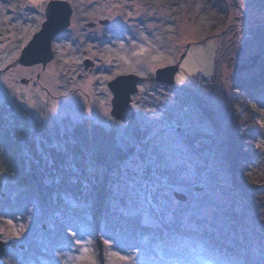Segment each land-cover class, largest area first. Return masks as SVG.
I'll list each match as a JSON object with an SVG mask.
<instances>
[{"label":"rangeland","instance_id":"1","mask_svg":"<svg viewBox=\"0 0 264 264\" xmlns=\"http://www.w3.org/2000/svg\"><path fill=\"white\" fill-rule=\"evenodd\" d=\"M48 1L24 0L20 4L18 0H0V110L12 124L17 122V117L19 122L23 121V116L33 122L26 133L20 129L18 139L27 144L31 142L28 137H34L41 153L61 146L72 172L80 163L86 170L84 177L95 182L97 177L103 178L102 167L88 159L76 163L66 144L73 140L75 130L86 124L95 131H112L121 154L126 155L115 164V172L108 173L115 195L114 209L139 215L150 225L157 224L154 214L167 220L182 217L184 222L196 214L206 218L205 224L217 234H229L222 209L240 211L244 208L245 217L240 222L250 229L251 219L242 196L239 199L243 201L239 200L234 208L228 195L210 191L212 203L192 192L185 182L179 185L177 182L182 178L197 181L196 191L201 192L208 189V175L213 169L225 186L233 181L246 184L257 172L258 165L242 159V169L233 173L222 161V155L226 150L223 143L237 139L249 127L245 115L249 102L244 92L238 100L234 98L235 77L248 78L259 70L256 65L238 73L237 67L258 53L256 44L264 45V0H225L226 16L218 12L214 0L209 3L207 0H64L69 2L73 13L70 26L52 41V60L45 67L15 65L21 49L41 28ZM104 20L108 23L99 24ZM88 23L95 26L85 27ZM184 54L173 86L154 80L158 68L177 63ZM85 59L93 62L92 68H84ZM129 73L141 78L138 92L131 99L136 116L122 123L110 116L112 95L107 83ZM23 79L27 83H22ZM256 91L254 99L249 101L263 119L259 115L254 117L257 129L253 149L262 153L264 88L257 87ZM38 125H42V129ZM43 128L51 136L60 135V139L48 140ZM199 134L210 138L209 142L201 144L206 147L202 153L198 151L200 145L194 148L189 144ZM242 145L238 144L242 149H233L241 154L251 148L246 140ZM131 148L134 152L128 153ZM204 164L208 165L207 171H199ZM146 165L174 171L179 176L175 181L177 185L173 186L167 179L154 182L160 184L154 187L157 203L147 195L148 182L143 180L142 173ZM260 171H264V166ZM2 185L0 183V195L5 196L9 191ZM174 193L183 194L186 200H177ZM119 198L124 199L128 207H123ZM64 199L69 205L76 204L70 197ZM258 222L264 226V217ZM16 228L14 225L4 229L0 239L16 240L19 233ZM251 231V235H247L250 240L245 244L260 258V240ZM94 238L100 258L104 259L97 232ZM171 238V244L163 245L176 246L177 242L195 264H205L199 257L204 250L198 244L176 236ZM86 242L56 254L55 260L62 264H95L90 254L91 245ZM253 243L256 244L252 246ZM141 254L139 250L129 253L127 259H123L128 262L112 256L107 264H132L130 260L142 258Z\"/></svg>","mask_w":264,"mask_h":264},{"label":"trees","instance_id":"2","mask_svg":"<svg viewBox=\"0 0 264 264\" xmlns=\"http://www.w3.org/2000/svg\"><path fill=\"white\" fill-rule=\"evenodd\" d=\"M18 1L20 4L24 2V0ZM207 2L209 3L210 0ZM212 2L218 12L227 15V10L223 6L225 0ZM255 49L258 53L254 55L264 54L263 44H256ZM257 63L258 73L255 72L248 78L239 75L235 77L237 92L234 93V98L238 100L239 95L244 92L243 95L249 102L245 114L249 127L237 139L231 138L227 143L226 141L223 143L226 150L222 155V161L233 173L242 169V159L251 160L254 165H258L254 177L246 184L233 181L225 186L223 181L218 180L216 169H213L211 174H207L210 176L208 189L203 188L201 192L196 191L197 181L192 182L182 178L177 182L178 185L185 182L192 188V192H196L199 196L203 195L205 201L212 203L214 200L210 191L228 195L229 202L234 208L239 203V197L242 196L247 203L245 208L251 219L248 222L250 229L240 222L245 217L244 208L240 211L222 209L229 234H217L214 228L205 224L206 218H200L196 214L190 215L187 222H184L182 217L167 220V217L154 214L157 224L150 225L144 223L139 215L129 214L120 210L121 208L114 209L112 200L115 195L108 173H114L115 164L122 161L126 155L121 154L112 131L108 133L103 130L95 131L86 124L75 130L72 135L73 140H68L66 144L69 154L76 163L88 159L97 167H102L103 178L99 180L97 177V180L94 179L95 182H92L88 177H84L86 170L79 165L80 163L76 164V171L72 172L67 162L68 157L63 153L61 146L50 147L41 153L34 137L29 136L31 142L27 144L24 140L18 139L20 129L26 133L27 129L33 126L32 120H26L24 118L26 116H23V121L19 122L17 117L15 118L17 122L12 124L10 118L0 110V183L9 191L5 196L0 195V234L2 235L4 229L14 225L19 230L16 240H13L17 246L6 250L3 264H62L60 260H55L56 254L64 253L72 245L79 246L85 241L91 245L90 254L95 264H107L112 256L127 259L126 255L135 253L136 250L142 252V258L130 260L132 264H195V260L189 258V254H185L180 249L179 243L176 242V246L163 245L165 242L171 244V236L198 244L204 250L199 257L205 264H262L261 261L264 260L260 258L264 259V226L258 224L261 223L258 221L264 217V171H260L264 166V152L258 153L253 149L257 129L254 117L259 114L253 103L249 101L253 100L258 92L256 88L264 84V59H260ZM260 118L263 119V116ZM38 127L42 129L43 126L38 125ZM44 131L48 140L61 137L51 136L49 131ZM209 140L207 135L199 134L189 144L194 148L200 145L198 151L202 153L206 147L201 144ZM245 140L251 148L248 152L239 154L233 148L242 149L243 147L238 144L243 146ZM132 151L134 152L131 148L128 153ZM142 153L144 155V152ZM207 167L208 165L204 164L199 171H207ZM142 169L143 180L146 179L148 182L145 186L147 195L152 197L154 203L158 201L154 189L160 185H155V181L160 183V180L167 179L172 186L177 185L175 181L179 176L174 171L149 165ZM153 176L158 178L155 179ZM257 183L261 184L256 185ZM65 197L73 199L76 202L75 206L67 204ZM124 201V199L120 200L122 206L128 207ZM33 212L35 214L31 215ZM250 230L257 235L256 239L260 240V258L249 249L252 248L251 246L245 244L250 240L247 237L248 233L251 235ZM96 232L101 240L104 259L100 258L95 242ZM20 237L21 240L18 239ZM19 246L23 248L20 249ZM124 261L128 262L122 259V262Z\"/></svg>","mask_w":264,"mask_h":264},{"label":"water","instance_id":"3","mask_svg":"<svg viewBox=\"0 0 264 264\" xmlns=\"http://www.w3.org/2000/svg\"><path fill=\"white\" fill-rule=\"evenodd\" d=\"M72 13L73 9L67 1H48L44 9L45 20L41 24V28L33 34L32 38L21 49L14 64L23 67L33 65H41L42 67H45L53 58L52 41L70 26ZM241 14V20H243L244 12ZM107 23V20L99 22L101 25ZM94 26V23H88L85 25L87 28H92ZM240 27H242V24ZM184 56L185 54L182 55L179 61L175 64L158 68L154 73V80L159 84L173 86L175 83V76L179 71V66ZM260 57L261 54L250 57L246 62L237 67V72L243 73L254 68ZM82 64L85 69L93 67V62L89 59L83 60ZM140 80L141 78L139 76L129 73L118 75L107 83V88L112 95L110 116L114 120L126 123L135 119L136 111L131 104V99L132 96L138 92L137 85ZM21 82L27 83L24 79L21 80ZM173 195L179 201L186 200V197L183 194L174 193ZM16 246L17 243L14 241H4L0 239V260H2L5 255L6 247L14 249ZM19 248L22 249L23 246H19Z\"/></svg>","mask_w":264,"mask_h":264},{"label":"snow or ice","instance_id":"4","mask_svg":"<svg viewBox=\"0 0 264 264\" xmlns=\"http://www.w3.org/2000/svg\"><path fill=\"white\" fill-rule=\"evenodd\" d=\"M243 6V5H242ZM181 79H183V78H181ZM86 251V250H85ZM121 259H124L123 257H121Z\"/></svg>","mask_w":264,"mask_h":264},{"label":"bare ground","instance_id":"5","mask_svg":"<svg viewBox=\"0 0 264 264\" xmlns=\"http://www.w3.org/2000/svg\"><path fill=\"white\" fill-rule=\"evenodd\" d=\"M264 86V84H262Z\"/></svg>","mask_w":264,"mask_h":264}]
</instances>
